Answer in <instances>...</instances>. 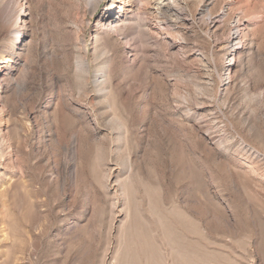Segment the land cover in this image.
<instances>
[{"label": "rangeland", "instance_id": "374dc122", "mask_svg": "<svg viewBox=\"0 0 264 264\" xmlns=\"http://www.w3.org/2000/svg\"><path fill=\"white\" fill-rule=\"evenodd\" d=\"M110 2L91 16L81 0H0V264H264V0H213L212 16L232 11L212 28L196 1L174 4L185 42L113 32L146 15L108 24Z\"/></svg>", "mask_w": 264, "mask_h": 264}, {"label": "bare ground", "instance_id": "6f19581e", "mask_svg": "<svg viewBox=\"0 0 264 264\" xmlns=\"http://www.w3.org/2000/svg\"><path fill=\"white\" fill-rule=\"evenodd\" d=\"M81 1L85 3L86 10L89 12V14L93 16L103 0H81ZM110 1H111L110 4L107 6V8H105V11L103 12L102 15L103 18L104 17L107 18L108 24H110L111 20L118 22L123 18L127 17L130 13L143 11L144 14L146 15V19L144 20L146 21V23H144L143 20L139 19L134 24L132 23L120 24L119 26L115 25V28L112 31L123 35L125 33H130V32H138L140 36L148 37V40L154 38V35L152 33L153 26L161 25L163 26L162 28L167 27L169 29V33L177 32V34L179 35L178 37L179 42L186 41V38L183 35L184 33H179L177 29L179 27H182L180 26V22H183L185 24L189 19L181 15L182 13L180 12L178 7L177 8L174 7L175 5L181 4L184 1L186 2L196 1L198 3L199 8H201V13L206 15L210 21V25H211L210 28L216 27L221 22V20H225L232 11V7H229L227 5L226 9H223L220 15L212 16L213 14L211 13V11L208 10V6L213 2V0H143L145 3L142 7L138 6L139 0H110ZM163 10H168L170 12V15L169 16L164 15ZM242 12H244V10L241 11L240 13L241 15ZM25 14L26 11L21 12V9L18 6H16L13 17L11 16L13 20H12V25L9 24V26L11 25V30L12 32H14L15 38L17 39L24 34V31L22 29H23V25H25L26 23L24 19ZM240 17H238V19H235L231 22V28L228 37L229 39L228 56L230 59L227 65L229 66L230 64L233 63V60L235 59V55L237 54L238 49L240 48V45L242 43ZM154 19L156 20L155 22ZM18 20H20L21 29H20V25H18L19 22ZM83 22L80 25L78 24V28L76 30L77 45L80 49V54L77 59L78 65L76 69H80L81 71H83V73L86 74L90 72V65L87 60L90 50L87 41L84 38H82L83 32L85 30V25H87L88 21L86 22V24L85 21ZM145 24H147L148 27L146 26L145 28L144 27ZM187 29L188 27H184V31H187ZM96 33L98 39L96 40L93 46V51L96 54L95 59H97V61L101 60L103 62L97 63L94 80L95 83L99 85L97 92H99L101 95L107 96L110 94L109 85L111 83V77L108 70V59H109L108 50L102 45L100 30L98 31L97 29ZM10 62L11 59L9 56L0 58L1 74L8 66H10L9 65ZM228 75L226 78H224V81L228 80L229 78ZM227 82L229 81H226V83ZM3 156H4L3 150L1 147L0 157L2 158Z\"/></svg>", "mask_w": 264, "mask_h": 264}]
</instances>
